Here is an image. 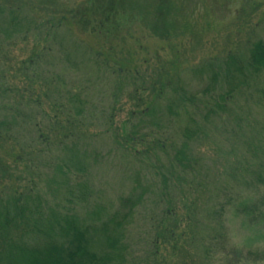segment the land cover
<instances>
[{"label":"rangeland","instance_id":"374dc122","mask_svg":"<svg viewBox=\"0 0 264 264\" xmlns=\"http://www.w3.org/2000/svg\"><path fill=\"white\" fill-rule=\"evenodd\" d=\"M3 1L10 7L22 5L40 28L26 39L0 45V90L7 94L1 98L0 113L6 114V109L37 113L34 123L40 126L48 124L43 114L49 119L55 116L51 126L65 127L70 120L67 130L76 128L80 138L78 144L62 147L53 141L51 153L45 155L52 157V163L41 168L45 182L55 176L54 162L66 161L73 147L91 164L86 176L94 191L89 208L97 203L112 212L138 184L150 190L129 233L132 257L141 264L147 239L160 219L161 208L153 207L152 194L156 197L163 186L154 172L166 163L168 147L162 143L164 151L146 153L156 137L146 129L139 134L147 132L144 139L129 140L131 126L138 123L131 115L149 106L159 90L167 96H200L185 113L178 111L179 117L170 124V132L177 133L188 113L195 111L193 117L204 133L191 142L196 162L185 189L190 193L187 200L195 204V224L187 223L185 212L179 210L183 199L179 191H171L180 221L177 246L172 251V242L163 244L157 264H264V70L252 75L245 69L240 75L232 64L235 60L245 65L251 45L264 40V0H113L107 12L103 6L93 8L91 0ZM102 1L105 6L109 0ZM75 14H84L83 28L76 25ZM100 22L103 25L96 28ZM238 79L245 83L224 99L221 95L234 89ZM120 87L115 103L113 94ZM73 92L89 102L88 114L76 127L65 104L66 94ZM20 98L37 100L40 108L30 103L27 108V104L16 106ZM112 106L108 123L106 113L112 112ZM210 110L214 115L206 119ZM176 140L180 145L179 133ZM4 142L0 143V193L22 192L25 165L16 160L19 151ZM31 145L41 150L40 144ZM51 182V188H58ZM46 184L38 188L46 192L51 205L73 206L69 195L68 204L64 201V189L55 194ZM85 211L78 207L80 214ZM191 235L192 243L185 240ZM203 246H210V258Z\"/></svg>","mask_w":264,"mask_h":264},{"label":"trees","instance_id":"16d2710c","mask_svg":"<svg viewBox=\"0 0 264 264\" xmlns=\"http://www.w3.org/2000/svg\"><path fill=\"white\" fill-rule=\"evenodd\" d=\"M112 1L109 0L105 6L102 0H91L90 3L95 9H102L103 6V11L107 12L106 10H111ZM75 15L77 16V14ZM77 17L75 18L76 25L83 28L87 23L86 19H81L84 14ZM45 23L48 24L49 21H45ZM39 24L33 15L22 8V5L10 7L0 0V45L8 43V41H15L20 37L26 39L30 33L40 28ZM102 25L103 22L97 23L96 28ZM161 36L166 37L165 35ZM232 64L236 73L240 75V72L245 69L252 75L259 74L264 70V40H259L251 45L245 65L241 63L238 65L235 60L232 61ZM246 77L248 76H245V79ZM212 83L215 81L212 80ZM244 83L245 81L238 79L234 89L231 88L227 94L221 96L224 99L229 97ZM1 87L3 88V86ZM116 91V94H113L115 103L121 95L119 93L122 91V87L117 88ZM161 91L159 90V94H154V100L149 102V106L139 111L137 115H131V120L137 119L138 123L131 126L127 136L129 140H133L132 137L140 136L142 130H150L149 134L156 135V137H153L148 151L145 150L146 153L157 154L159 150L164 151L165 145L162 143H166L168 147L165 152L166 163L162 167H155L154 172L155 175L160 176L163 186L156 197L155 194H152L157 201H152L153 207L161 208L160 219L157 227L153 225L151 230L153 235L151 234L147 239L148 251L142 257L141 264H157L156 258L160 254L161 246L165 243L172 242V251L176 249L175 236L179 217L177 216L178 208L170 195L171 191H179L178 196L181 195L183 198L179 201L182 202L179 210L185 212L184 217L187 223L195 224L193 221L196 215L195 204L189 201V198L187 200L186 196H190V193L185 189L188 186L187 176L194 171L196 162L193 160L191 142L204 133L199 120L193 117V115L196 116L195 111L192 114L188 113L189 117L185 121V126L177 133L173 130L170 132V124L178 116V111L181 110L185 113L187 107L193 106L201 98L196 95L184 94H168L167 96ZM4 92V88L2 93L0 90V102L1 98L7 95L3 94ZM20 100L16 106L27 104L24 106L27 108L33 104L34 107L40 108L37 100L34 102L31 100L22 102V98ZM139 102L140 98H137L138 105H141ZM162 102H165L164 112H161L159 108ZM56 103L57 100L54 104ZM65 104L72 113V125L76 127L88 114L89 102L82 100L81 94L73 92L66 94ZM111 111V113H106L109 116L108 119L105 118L108 123L112 122L114 106L111 107ZM210 111L211 113L205 114L206 119L209 114L212 115L214 112V110ZM6 112L4 115L0 113V143L5 141L4 143H9L13 149L19 151L16 160L25 165V178L23 179L25 188L22 192H6L4 195L0 193V264H138L131 254L129 233L135 215L138 209L145 204L147 192L150 190L138 184L134 187L136 190L134 193L131 192L132 194L122 196L118 200V205L112 212L106 206L97 203H93L89 208L88 203L94 196L93 188L86 179L91 164L85 162L84 154L73 147L68 151L70 154L66 161L58 160L57 164L54 162L55 176L46 179L47 186L46 175L42 173L41 168H48L52 163V157L45 155L50 152L54 140L61 147L78 144L76 141H79L80 138L74 132L76 128H73L72 131L67 130L66 126L70 125V120H66L65 127L60 123L51 126L50 121L55 116L49 119L48 115L43 114L42 118L48 124L40 126L38 123H34L37 120V113L20 114L19 111H11V109H6ZM68 116L70 117V112ZM24 125L25 127L22 129ZM57 127L58 130H56ZM31 129H33L32 132H30ZM22 132H25L26 135ZM178 133L180 145L176 140ZM149 134L145 132L139 139H144ZM32 143L40 144L41 150H35ZM71 178L77 180H71ZM52 180L58 188H51ZM41 183L46 184V189L47 187L50 191L53 189L55 194L59 193V188L64 189L66 195L64 201L68 204L67 196L69 195V203L73 206L65 208L64 206L51 205L45 196L46 192L42 193V189L38 188ZM80 206L86 208L84 214L78 212ZM220 211H222L221 208L218 212ZM220 220L218 219L219 223ZM194 239L193 235L190 238H185L187 242L191 243ZM209 247L203 246L208 258H210Z\"/></svg>","mask_w":264,"mask_h":264}]
</instances>
